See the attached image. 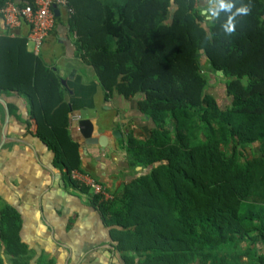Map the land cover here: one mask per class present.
<instances>
[{
    "label": "trees",
    "instance_id": "16d2710c",
    "mask_svg": "<svg viewBox=\"0 0 264 264\" xmlns=\"http://www.w3.org/2000/svg\"><path fill=\"white\" fill-rule=\"evenodd\" d=\"M66 1L78 53L106 98L114 90L138 97L153 122L143 139L131 129L125 136L129 165L142 171L110 199L71 177L86 171L60 77L14 39H0L8 48L0 88L27 96L35 136L68 183L90 195L124 264H264V0H231L230 8L217 0L206 8L198 0ZM216 71L230 99L222 105L208 90ZM20 227L19 213L2 206L0 264H54L32 261Z\"/></svg>",
    "mask_w": 264,
    "mask_h": 264
},
{
    "label": "crops",
    "instance_id": "0c3cea01",
    "mask_svg": "<svg viewBox=\"0 0 264 264\" xmlns=\"http://www.w3.org/2000/svg\"><path fill=\"white\" fill-rule=\"evenodd\" d=\"M197 5L206 8L211 4L198 0ZM56 9L54 26L37 50L28 37L29 25L21 20L8 27L1 13L0 39L23 43L28 58L39 56L59 75L62 98L69 109L68 130L78 144L81 167L113 190L142 171L141 165H129L125 150L127 130L143 139L153 122L138 110V97L124 98L114 90L106 98L108 91L100 85L93 67L78 53L77 35L69 23L72 9ZM209 18L207 15L206 20ZM7 49L0 45L1 53ZM11 51L15 55L16 45ZM83 108H96L98 116L105 118V126L98 131L106 139L104 145L86 144V138L72 124ZM36 127L27 96L18 90L0 88V208L9 205L19 213L20 237L33 251L32 261L44 256L54 264H124L108 228L90 202V195L68 183L64 170L54 164V153L35 136ZM112 129H118L121 135L113 134ZM258 249L264 253V244Z\"/></svg>",
    "mask_w": 264,
    "mask_h": 264
},
{
    "label": "built area",
    "instance_id": "2783aa9c",
    "mask_svg": "<svg viewBox=\"0 0 264 264\" xmlns=\"http://www.w3.org/2000/svg\"><path fill=\"white\" fill-rule=\"evenodd\" d=\"M66 0H19L5 1L0 7V13L8 27H14L24 20L29 25V39L37 50L44 37L53 28L56 6H67ZM71 11V9H68ZM71 177L88 186L93 194H99L103 199L112 198V193L102 182L86 172L72 170Z\"/></svg>",
    "mask_w": 264,
    "mask_h": 264
},
{
    "label": "water",
    "instance_id": "95a60500",
    "mask_svg": "<svg viewBox=\"0 0 264 264\" xmlns=\"http://www.w3.org/2000/svg\"><path fill=\"white\" fill-rule=\"evenodd\" d=\"M53 10L56 14V7H54ZM216 73L218 75H222V71H216ZM78 116L79 118L77 120H73L72 124L75 127L77 126L79 132L86 138L85 143L104 145L106 139L103 135H99L98 131L105 126V118H103L102 116H98L96 108L80 109ZM92 119L94 120V122L92 121ZM111 131L117 136L121 135L118 129H112Z\"/></svg>",
    "mask_w": 264,
    "mask_h": 264
},
{
    "label": "rangeland",
    "instance_id": "374dc122",
    "mask_svg": "<svg viewBox=\"0 0 264 264\" xmlns=\"http://www.w3.org/2000/svg\"><path fill=\"white\" fill-rule=\"evenodd\" d=\"M209 76H210V86L208 90L214 96H216L218 102L221 105L228 103L230 99H229V96L225 92L224 81H223L224 75L222 74L217 77L214 74L209 73ZM253 145H249V146H253ZM255 146H256V143H255ZM248 150H250L249 147H248ZM5 264H9L8 259L5 260Z\"/></svg>",
    "mask_w": 264,
    "mask_h": 264
},
{
    "label": "clouds",
    "instance_id": "9594fccd",
    "mask_svg": "<svg viewBox=\"0 0 264 264\" xmlns=\"http://www.w3.org/2000/svg\"><path fill=\"white\" fill-rule=\"evenodd\" d=\"M217 7L230 8L231 7V0H227V2H226V0H217ZM237 11L240 12V13H245V12H247V9L244 8V7H241V8H238ZM213 14H215V13H213ZM226 30L227 31H231L232 30L230 24L227 26Z\"/></svg>",
    "mask_w": 264,
    "mask_h": 264
}]
</instances>
